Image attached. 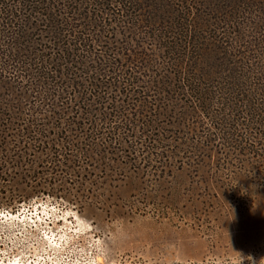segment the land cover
<instances>
[{
	"label": "trees",
	"instance_id": "trees-1",
	"mask_svg": "<svg viewBox=\"0 0 264 264\" xmlns=\"http://www.w3.org/2000/svg\"><path fill=\"white\" fill-rule=\"evenodd\" d=\"M188 170L191 190L167 187ZM123 179L131 194L153 182L140 199L161 216L212 209V183L252 208L264 0H0V210L48 197L132 217L106 206Z\"/></svg>",
	"mask_w": 264,
	"mask_h": 264
},
{
	"label": "rangeland",
	"instance_id": "rangeland-1",
	"mask_svg": "<svg viewBox=\"0 0 264 264\" xmlns=\"http://www.w3.org/2000/svg\"><path fill=\"white\" fill-rule=\"evenodd\" d=\"M177 174L185 180L180 184L168 181L167 187L191 190L195 181L188 178L196 173ZM120 181L111 191L125 193L106 206L141 208L132 217L80 214L48 197L23 205L15 213L0 210V264H264V192L254 197L251 209L242 211L238 200L215 195L232 193L234 187L219 189L212 183V188L203 190L212 189V209L199 216L174 211L161 216L156 206L144 208L140 199L143 192L155 190L153 182L148 180L137 189L138 194H131L127 186L131 181ZM192 205L180 202L175 208Z\"/></svg>",
	"mask_w": 264,
	"mask_h": 264
},
{
	"label": "bare ground",
	"instance_id": "bare-ground-1",
	"mask_svg": "<svg viewBox=\"0 0 264 264\" xmlns=\"http://www.w3.org/2000/svg\"><path fill=\"white\" fill-rule=\"evenodd\" d=\"M14 215H15V214H9V213H7V216H9V217L14 216ZM55 244H56V242H55ZM10 264H18V263L13 262V263H10ZM29 264H49V263L30 262Z\"/></svg>",
	"mask_w": 264,
	"mask_h": 264
}]
</instances>
